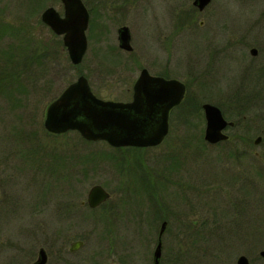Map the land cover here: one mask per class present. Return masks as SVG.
<instances>
[{
    "label": "rangeland",
    "instance_id": "rangeland-1",
    "mask_svg": "<svg viewBox=\"0 0 264 264\" xmlns=\"http://www.w3.org/2000/svg\"><path fill=\"white\" fill-rule=\"evenodd\" d=\"M193 2L136 8L131 52L120 48L118 26L103 32L95 12L76 65L42 20L50 6L64 14L60 0H0V264H33L42 247L47 264H112L118 252L120 264H154L164 220L162 264H237L241 255L264 264V104L219 144L205 139L203 109L232 105L227 94L240 96L244 80L260 83L261 69L245 74L242 52L255 45L264 57V0H212L202 11ZM179 23L186 28L176 37ZM242 37L248 47L235 42ZM143 68L187 86L161 144L115 147L46 128L47 107L82 74L98 97L127 101ZM228 106L227 119L239 120L241 108ZM95 184L111 198L80 213Z\"/></svg>",
    "mask_w": 264,
    "mask_h": 264
},
{
    "label": "water",
    "instance_id": "water-1",
    "mask_svg": "<svg viewBox=\"0 0 264 264\" xmlns=\"http://www.w3.org/2000/svg\"><path fill=\"white\" fill-rule=\"evenodd\" d=\"M212 0H194L199 10H204ZM65 13L61 15L55 7H48L42 13V20L58 35L69 52L73 64H80L88 50L87 29L90 14L82 0H63ZM123 49L132 50L128 27H123L120 35ZM256 52V50H253ZM186 94V86L179 79H167L153 75L143 68L134 84V97L131 101L105 100L92 90L89 79L82 74L47 108L45 126L54 133L77 130L90 140H106L112 146L149 147L161 144L169 133L170 111L180 105ZM206 117L205 139L212 144L228 139L224 133L230 124L221 108L213 103H204ZM232 124V123H231ZM262 137L255 140L259 144ZM112 194L102 185H93L88 192V204L96 208L111 198ZM1 197V183H0ZM168 222L160 228L159 243L155 250V262L159 264L163 234ZM83 240L76 241L71 251L79 249ZM264 256V250L261 252ZM48 253L39 250L33 264H46ZM237 264H251L246 255L237 259Z\"/></svg>",
    "mask_w": 264,
    "mask_h": 264
},
{
    "label": "flooded vegetation",
    "instance_id": "flooded-vegetation-1",
    "mask_svg": "<svg viewBox=\"0 0 264 264\" xmlns=\"http://www.w3.org/2000/svg\"><path fill=\"white\" fill-rule=\"evenodd\" d=\"M60 1L62 2V5L64 7V11H65L64 2H63V0H60ZM82 1L85 4V6L87 7V9L89 11V14H90L89 25L92 24V22L96 21L95 12H97L98 13L97 16L99 17V18H97V20L100 21L99 23H101V27L103 28V32L105 31L107 34H109L112 31L111 27L118 26L117 33H118L119 46H120L121 49H123V48L120 45V35H121V31H122L123 27H128L129 28L130 35H131V45H132V35L133 34H132V31H131V27H130V25L128 23V19H129L130 15L133 13V11H135V9L138 8L141 5L144 6L143 9L145 11L150 12L149 10H151L147 6H145L146 5L145 2L147 0H82ZM194 6H196V5H194ZM155 12H157L156 9H154V13ZM179 24H184V25H182L181 27H180V25L179 26L176 25L177 27H175V30L173 32L176 37L180 36L179 33L182 32L184 30V28H186V24L185 23H179ZM201 24H203V21L201 22ZM159 33H160V31H159ZM163 33L164 32L162 31L159 35L161 36V40L165 43L166 40H168V36H167V34H165V36H164L165 39H163ZM159 40H160V37H159ZM235 42L237 44H239V43L243 44L244 47H248V45H247L248 43H247V41H245L244 37H242V40H238V41L235 40ZM132 47H133V45H132ZM254 49L256 50V52L253 51ZM123 50H126V49H123ZM132 50H130L129 52H131ZM165 50H163V51L167 52V50L166 51ZM262 54H261V51H260L259 47L255 46V45H253L250 48V51H246V52L243 51L242 52V55H244L242 57V60H243L242 62H243L244 70L246 71L245 74L253 76V73L256 74L254 72V71H256L255 69H257V68L261 69V74L259 75L258 81H257V82H260V83L255 84L253 86H251V85L247 86L246 85L247 81L244 80L245 83H241L242 85L240 86V91H241L240 96L235 95L233 92L227 94V100L226 101H228V99H229L230 102H233L232 105L228 106L226 102H224V103L221 102L222 105L221 104L220 105L222 106V108L224 106V109H222L218 105L221 108V110L223 112V115H224L226 120H228V119L225 116L224 110L227 113V111H228L227 110V106H228L229 110L230 109H234L235 111L237 109L241 108V110H240L241 112L239 114V120H228V122L230 124L224 130V133L228 135V139H226L225 142H227V141H229L231 139V135L227 133V130L229 128H235L239 124L246 126L247 125V113H250L256 107H259V106L262 107L263 104H264L263 103L264 102V57H261ZM149 71H150L151 74H153L151 69ZM257 73H260V72H257ZM153 75L163 76V77H165L167 79H177V78L166 77V76L161 75V74H153ZM185 86H186V84H185ZM186 91H187V86H186ZM133 97H134V86H133V91H132V98L130 100H127V101H131L133 99ZM238 100H240V102ZM180 105H177V106L173 107L172 110L170 111V119H169V128H170V130H169V133L171 131V115H172V112H173L174 109H176ZM255 114L256 113H253V115H255ZM260 136H258V137H260ZM261 137L263 138V136H261ZM222 142L223 141H221L219 143H222ZM87 198H88V195L84 196V199L81 201V211H80V213H82V211L84 212L83 208L88 207L91 210H96V209H99L104 204L103 203V204H101L100 206H98L96 208H91L89 206V204H88ZM64 207H69V206L65 205ZM70 210H68V211H70ZM76 212L77 211H75V212L72 211V212H69L68 214H71L70 216L72 217V216L77 215ZM164 221L168 222V220H164ZM168 230H169V226L167 225V228H166V230H165V232L163 234V237H162L163 247H164V238H165V235L167 234ZM159 234H160V231L158 233L156 247H157V245L159 243V238H160ZM156 247H155L154 253H153L154 264H156V262H155V250H156ZM163 247H162V255H161L159 264H162V262H163ZM117 255H118V259L112 264H120V254H119V252H118ZM48 261H49V255H48ZM48 261H47V263H48ZM123 262H125V261L123 260Z\"/></svg>",
    "mask_w": 264,
    "mask_h": 264
},
{
    "label": "trees",
    "instance_id": "trees-1",
    "mask_svg": "<svg viewBox=\"0 0 264 264\" xmlns=\"http://www.w3.org/2000/svg\"><path fill=\"white\" fill-rule=\"evenodd\" d=\"M14 75H17V74H14ZM2 77H3V76H2ZM2 80H3V78H1V80H0V83H1V84H3V81H2ZM6 80H9V77H7ZM4 85L8 86V85H9V82L6 83V84H4Z\"/></svg>",
    "mask_w": 264,
    "mask_h": 264
}]
</instances>
